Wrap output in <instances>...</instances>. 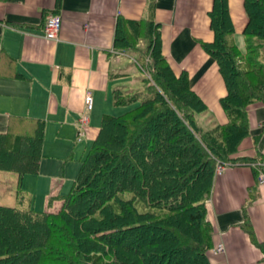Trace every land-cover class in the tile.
<instances>
[{
  "label": "trees",
  "instance_id": "trees-1",
  "mask_svg": "<svg viewBox=\"0 0 264 264\" xmlns=\"http://www.w3.org/2000/svg\"><path fill=\"white\" fill-rule=\"evenodd\" d=\"M244 9V50L227 0H214L209 12L214 38L202 46L225 84L227 120L208 129L195 120L206 103L185 72L174 73L150 21L117 20L115 48L145 41L150 79L141 78L143 89L113 90L124 111L102 116L57 211L0 207V264H210L206 201L218 163L264 161L238 155L249 106L264 105V0H245ZM44 127L43 119L13 116L0 132V171L17 175L19 202L23 176L38 172Z\"/></svg>",
  "mask_w": 264,
  "mask_h": 264
},
{
  "label": "crops",
  "instance_id": "crops-1",
  "mask_svg": "<svg viewBox=\"0 0 264 264\" xmlns=\"http://www.w3.org/2000/svg\"><path fill=\"white\" fill-rule=\"evenodd\" d=\"M213 1L0 0V132H6L13 116L45 121L38 172L24 175L20 187L38 174L46 178L40 165L45 139L52 131L55 139L76 132L92 141L104 114L121 113L122 109L111 112L117 109L113 90L123 85L133 61L115 48L119 18L150 21L174 73L185 72L189 86L207 105L195 115L202 129L225 123L220 102L225 84L217 63L202 46L214 38L209 17ZM244 1L227 0L233 39L241 50L247 23ZM51 14L61 19L56 40L43 37L45 20ZM87 90L93 94L91 110L84 107ZM84 115L87 122L81 124ZM248 118L249 136L241 141L238 155L264 157V105L249 106ZM255 170L258 167L250 164H230L214 177L206 201L207 219L212 226V248L222 243L224 249L209 250L210 264H264V181ZM8 173L15 176L18 186L17 175ZM4 183L0 180V188ZM45 184L51 186V181L46 179Z\"/></svg>",
  "mask_w": 264,
  "mask_h": 264
},
{
  "label": "rangeland",
  "instance_id": "rangeland-1",
  "mask_svg": "<svg viewBox=\"0 0 264 264\" xmlns=\"http://www.w3.org/2000/svg\"><path fill=\"white\" fill-rule=\"evenodd\" d=\"M145 41L137 44V49L132 51H122L131 56V63L128 74L124 77L123 85H118L121 88H131L133 90L143 89L144 83L142 77L150 79V70L148 68L149 58L141 60L142 51L145 49ZM131 62V61H130ZM126 86V87H122ZM137 103L133 105H137ZM130 107H126V110ZM119 109V110H117ZM112 113H117L124 107H117ZM118 114V113H117ZM52 131L48 139H45L44 158L40 165V172L45 174L46 178H39L38 174L34 179L29 178V183L22 185L21 191L24 193L22 201H18L17 181L14 175L0 171V180L5 183L0 188V207H18V208H33L37 211H57L60 207V197L69 192L73 181L75 180L82 164V159L90 149L92 141L84 135H79L75 132L74 136H62L55 139L56 134ZM48 177V178H47ZM42 184H35L38 180ZM51 181V186L45 184V181ZM50 197H53L51 199ZM32 203V205H31Z\"/></svg>",
  "mask_w": 264,
  "mask_h": 264
},
{
  "label": "built area",
  "instance_id": "built-area-1",
  "mask_svg": "<svg viewBox=\"0 0 264 264\" xmlns=\"http://www.w3.org/2000/svg\"><path fill=\"white\" fill-rule=\"evenodd\" d=\"M61 28V19L57 14H51L47 16L44 27H43V37L48 40H56L58 37L59 30ZM93 106V94L90 90H87L84 95V107L86 110H91ZM87 122V116L84 115L80 120L81 124H85ZM230 165L229 163H218L215 175L221 174L222 171ZM251 166L261 168L259 179L260 181H264V161L263 162H251ZM224 247L222 243L217 244L212 248V252L218 253L223 251Z\"/></svg>",
  "mask_w": 264,
  "mask_h": 264
}]
</instances>
